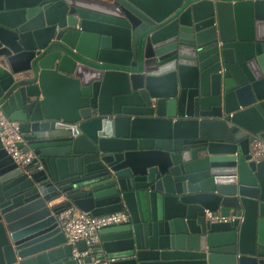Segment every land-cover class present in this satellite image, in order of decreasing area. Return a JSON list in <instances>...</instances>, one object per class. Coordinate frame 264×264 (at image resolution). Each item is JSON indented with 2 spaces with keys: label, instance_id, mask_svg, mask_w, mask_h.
Returning a JSON list of instances; mask_svg holds the SVG:
<instances>
[{
  "label": "water",
  "instance_id": "water-1",
  "mask_svg": "<svg viewBox=\"0 0 264 264\" xmlns=\"http://www.w3.org/2000/svg\"><path fill=\"white\" fill-rule=\"evenodd\" d=\"M0 110V264H80L70 205L128 212L103 264H264V0H0Z\"/></svg>",
  "mask_w": 264,
  "mask_h": 264
},
{
  "label": "built area",
  "instance_id": "built-area-1",
  "mask_svg": "<svg viewBox=\"0 0 264 264\" xmlns=\"http://www.w3.org/2000/svg\"><path fill=\"white\" fill-rule=\"evenodd\" d=\"M22 140L19 123L8 119L0 110V142L2 147L19 166L26 168L28 173L40 169V165H34L36 158L31 151H24L16 146ZM249 154L252 159L259 161L264 159V138L254 136L249 141ZM206 219L213 222H225L231 220V216H224L218 212L206 211ZM58 223L66 236V243L72 246V254L80 264H103L96 258L99 251L98 231L107 226L119 225L129 220L127 211H117L109 214L93 216L81 211L74 205L62 209L58 216ZM84 241L85 249L78 251L75 244ZM89 256L90 261L83 262V257Z\"/></svg>",
  "mask_w": 264,
  "mask_h": 264
},
{
  "label": "crops",
  "instance_id": "crops-1",
  "mask_svg": "<svg viewBox=\"0 0 264 264\" xmlns=\"http://www.w3.org/2000/svg\"><path fill=\"white\" fill-rule=\"evenodd\" d=\"M58 202V200H56V201H52V203L51 204H56ZM98 248H99V250H100V242H99V244H98ZM99 252V251H98Z\"/></svg>",
  "mask_w": 264,
  "mask_h": 264
}]
</instances>
